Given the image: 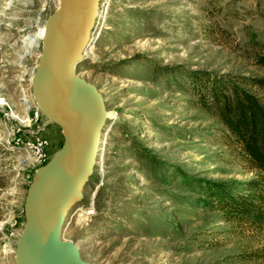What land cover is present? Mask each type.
Segmentation results:
<instances>
[{"label":"rangeland","instance_id":"1","mask_svg":"<svg viewBox=\"0 0 264 264\" xmlns=\"http://www.w3.org/2000/svg\"><path fill=\"white\" fill-rule=\"evenodd\" d=\"M58 4L0 0V264H16L38 168L18 139L46 120L24 124L42 50L27 40ZM85 53L77 73L99 88L108 118L64 239L92 264H264V223L228 219L219 204L254 193L261 173L199 96L217 82L264 101L253 82L264 79V0H101ZM40 135L51 156L63 143L55 123Z\"/></svg>","mask_w":264,"mask_h":264},{"label":"water","instance_id":"2","mask_svg":"<svg viewBox=\"0 0 264 264\" xmlns=\"http://www.w3.org/2000/svg\"><path fill=\"white\" fill-rule=\"evenodd\" d=\"M100 4L101 0H59L45 21L42 50L31 77L32 97L46 117L38 133L55 123L63 143L36 169L27 189L16 264H92L74 241L64 239L63 228L94 173L108 118L99 88L77 73Z\"/></svg>","mask_w":264,"mask_h":264},{"label":"trees","instance_id":"3","mask_svg":"<svg viewBox=\"0 0 264 264\" xmlns=\"http://www.w3.org/2000/svg\"><path fill=\"white\" fill-rule=\"evenodd\" d=\"M259 60L264 64V57ZM253 82L264 89V79ZM199 96L202 107L225 124L248 162L261 173L247 188L254 193L240 192L219 201L223 214L228 219L264 223V101L235 85L217 82L202 88Z\"/></svg>","mask_w":264,"mask_h":264},{"label":"built area","instance_id":"4","mask_svg":"<svg viewBox=\"0 0 264 264\" xmlns=\"http://www.w3.org/2000/svg\"><path fill=\"white\" fill-rule=\"evenodd\" d=\"M7 103L3 102L2 106H6ZM34 110L30 105H28L27 114L31 118V122L26 124V127L32 128L36 122L41 121L43 116L40 109L36 106L34 115L31 116V111ZM32 133V137L28 139L19 138L18 144H24L26 149H29L33 153V160L35 161L36 166H41L45 164L50 158L51 155L48 152V147L50 146V142L47 138L40 135V133H36V130H27ZM100 154V152H99Z\"/></svg>","mask_w":264,"mask_h":264},{"label":"bare ground","instance_id":"5","mask_svg":"<svg viewBox=\"0 0 264 264\" xmlns=\"http://www.w3.org/2000/svg\"><path fill=\"white\" fill-rule=\"evenodd\" d=\"M43 35H44V31H40V33H38V34H35V35H33L32 37H30L29 38V40H27V43H28V47L29 48H32V47H34V46H39V43L42 41V39H43ZM31 122V120L30 119H26V121H25V125L26 124H29ZM104 144V141L102 142V144L101 145H103Z\"/></svg>","mask_w":264,"mask_h":264},{"label":"crops","instance_id":"6","mask_svg":"<svg viewBox=\"0 0 264 264\" xmlns=\"http://www.w3.org/2000/svg\"><path fill=\"white\" fill-rule=\"evenodd\" d=\"M56 149H57V148H56ZM56 149H55V150H56ZM55 150H54V151H55Z\"/></svg>","mask_w":264,"mask_h":264}]
</instances>
